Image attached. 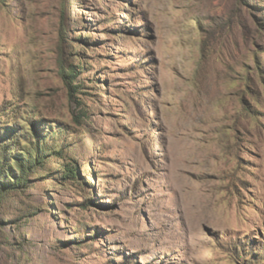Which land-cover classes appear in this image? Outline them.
<instances>
[{
  "label": "rangeland",
  "instance_id": "1",
  "mask_svg": "<svg viewBox=\"0 0 264 264\" xmlns=\"http://www.w3.org/2000/svg\"><path fill=\"white\" fill-rule=\"evenodd\" d=\"M54 145L0 264H264V0H0V154Z\"/></svg>",
  "mask_w": 264,
  "mask_h": 264
},
{
  "label": "trees",
  "instance_id": "2",
  "mask_svg": "<svg viewBox=\"0 0 264 264\" xmlns=\"http://www.w3.org/2000/svg\"><path fill=\"white\" fill-rule=\"evenodd\" d=\"M80 69V67H77ZM75 67H69L66 66L65 63H60V74L63 79V81L69 86V88L77 89L79 86H72L73 82L76 78V69ZM28 122V121H27ZM24 139V138H23ZM25 140V139H24ZM25 144V141L23 142ZM63 146L61 145H54L51 147V149L47 150L43 149L41 147H35V155H32V151L24 150V155L21 153H17L15 156H13V160L15 162V169L18 172V175L15 174V172L12 171V169L7 165V162H9L8 158L0 154V178L5 177L7 175L12 178V182H10V185L12 187L14 186H23L24 183H26L27 177L30 175L31 172L36 173L38 172V169H44L45 162L44 158L45 156H40L45 154L46 152H50L53 155H59L61 156L63 154ZM78 173V169L76 166H74L71 163L63 164L62 165V174L61 177L65 180H75ZM1 200L3 197H0Z\"/></svg>",
  "mask_w": 264,
  "mask_h": 264
}]
</instances>
